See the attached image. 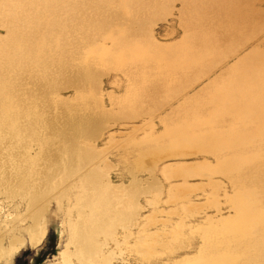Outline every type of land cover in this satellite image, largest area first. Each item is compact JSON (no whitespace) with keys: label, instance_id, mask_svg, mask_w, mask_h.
I'll return each instance as SVG.
<instances>
[{"label":"bare ground","instance_id":"obj_1","mask_svg":"<svg viewBox=\"0 0 264 264\" xmlns=\"http://www.w3.org/2000/svg\"><path fill=\"white\" fill-rule=\"evenodd\" d=\"M176 1L183 35L178 44L164 46L149 25L172 13ZM253 1L0 0V24L11 23L0 38L5 192L21 191L28 204H35L42 196L38 186L49 173L53 180L60 167L65 176L75 163L96 155L75 138L92 139L108 120L160 111L169 130L166 136L132 141L129 148L139 159L152 165L164 154L204 151L215 158L213 167L162 170L222 175L232 187L226 199L233 217L200 228L197 254L176 264H264V55L250 50L204 84H195L264 25ZM107 12L118 26L107 21ZM131 24L136 31H130ZM97 39L108 40L109 48ZM109 69L120 71L127 84L121 96L110 95L106 109L98 78ZM58 81L73 85V100L53 96ZM26 143L36 144L34 154L25 152ZM20 161L30 165L23 169ZM79 188L67 243L54 264H111L102 249L113 231L135 216L138 187L132 181L114 186L100 168L87 171ZM38 222L32 218L27 228L32 247L46 233V220ZM23 244L17 238L0 247L1 263L12 264Z\"/></svg>","mask_w":264,"mask_h":264},{"label":"rangeland","instance_id":"obj_2","mask_svg":"<svg viewBox=\"0 0 264 264\" xmlns=\"http://www.w3.org/2000/svg\"><path fill=\"white\" fill-rule=\"evenodd\" d=\"M173 5L175 8L172 13L149 25L154 38L164 46L178 44L183 35L182 20L179 17L181 5L179 1ZM252 5L257 12L260 11L264 15V0H254ZM107 15V21L110 19L112 26L119 25L115 19L110 18L109 12ZM8 24L9 22L3 24L4 26L0 24V38L5 37L6 27L11 26V23ZM130 31H136L133 24L130 25ZM97 40L102 48H109L108 40ZM250 50L257 53L261 51L264 55V25L256 31L250 41L241 45L232 57L222 59L221 63L218 62V65L198 79L196 86L204 84L210 76L217 75L220 70L225 69L232 61L240 60ZM254 68L257 69L256 65ZM99 77L101 100L104 98L102 105L110 109V95L121 96L127 84L126 79L116 69H109ZM56 92L53 96L58 95L63 100L71 101L76 91L72 84L60 81ZM178 101L179 99L175 102ZM160 115V111H141L132 117L105 121L100 129L101 133L99 131L100 134L92 139L75 138L74 141L79 146L90 145L96 155L80 165L74 161L73 169L65 176H60V167L57 170L59 176L53 180V173H49L50 177L45 178V181L41 182L43 184L38 186V189L42 190H38L42 192V196L33 205L28 204L27 195L21 191L5 192V181H0V247L6 248L17 238L24 241L12 258V264L58 262L59 254L67 243L68 221L75 217L73 207L76 197L81 193L79 180L87 171L100 168L106 171L112 185L127 186L132 181L138 187L134 202L135 216L126 227H117L113 231L112 239L102 249L103 254L110 256L111 264H176L181 259L197 254L201 243L198 232L200 228L215 225L219 219L229 220L233 217V210L226 199L231 195L232 187L222 175L195 173L182 176L181 172L169 175L162 170L165 166L177 168L174 170L179 171L199 169L201 165L213 167L216 164L215 158L204 151L168 153L152 165L144 164L129 148V144L154 135L166 136L165 132L169 129L162 125ZM41 128L42 126L38 130L41 131ZM27 144L24 145L25 152L34 154L36 144ZM20 163L23 169L30 165L22 161ZM177 165L182 166L176 167ZM183 166L187 168L181 169ZM6 171L7 167L0 164V174L4 175ZM24 189L27 190L25 187ZM32 218L38 220V223L46 220L45 236L36 247L31 246L27 232V228L32 225ZM1 260L0 258V264ZM73 264L78 263L73 260Z\"/></svg>","mask_w":264,"mask_h":264}]
</instances>
